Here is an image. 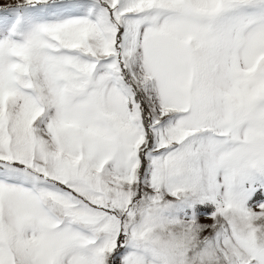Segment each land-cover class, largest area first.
<instances>
[{"label":"snow or ice","instance_id":"obj_1","mask_svg":"<svg viewBox=\"0 0 264 264\" xmlns=\"http://www.w3.org/2000/svg\"><path fill=\"white\" fill-rule=\"evenodd\" d=\"M0 264H264V0H0Z\"/></svg>","mask_w":264,"mask_h":264}]
</instances>
